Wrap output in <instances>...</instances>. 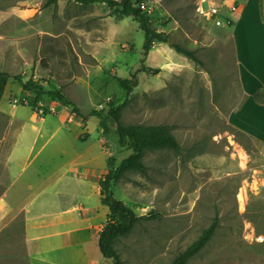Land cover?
<instances>
[{
  "label": "rangeland",
  "instance_id": "1",
  "mask_svg": "<svg viewBox=\"0 0 264 264\" xmlns=\"http://www.w3.org/2000/svg\"><path fill=\"white\" fill-rule=\"evenodd\" d=\"M145 2L149 11L142 16L167 42L143 55L137 22L117 20L118 8L110 2L83 6L57 0L53 6L46 0H0V72L9 77L0 97V197L7 189L11 203L30 200L42 176L77 153L104 171L116 167L131 150L119 145L107 112L122 105L121 126L160 127L179 149L144 150V172L129 171L111 187L113 198L135 217L130 231L111 243L120 264H170L214 218L212 236L187 264H264V144L233 120L247 109L239 76L264 62V0ZM200 7L216 14L207 19ZM216 19L232 24L222 29ZM171 45L191 52L196 61ZM133 78L136 86L125 92L118 79ZM26 83L40 90H25ZM55 92L71 102L58 107L56 116L44 122L15 118L30 111L12 108L13 96L51 99ZM67 110L81 118L62 122ZM93 113L107 126L104 136ZM41 122L48 129L44 140L56 127L62 130L33 158L44 140L28 151L37 137L31 126ZM77 131L85 144H77ZM94 182L86 197L103 225L107 209ZM91 261L111 263L101 257L96 238L85 241L70 264Z\"/></svg>",
  "mask_w": 264,
  "mask_h": 264
},
{
  "label": "crops",
  "instance_id": "2",
  "mask_svg": "<svg viewBox=\"0 0 264 264\" xmlns=\"http://www.w3.org/2000/svg\"><path fill=\"white\" fill-rule=\"evenodd\" d=\"M242 10L243 7L240 6V19ZM236 63L240 66V61ZM245 75L247 77L239 76V79L247 96L244 103V108L247 109L243 117L233 118L234 125L264 144V101L256 103L253 100L256 91L264 94V62L258 67L256 65L253 73L249 71ZM237 112L241 114V110ZM66 113L59 120L66 121L68 110ZM15 118H33L44 122V118H36L31 113L26 117L18 115ZM43 122L37 127L31 126L37 132V137L29 141L28 151L35 149L38 141L44 140L48 129ZM61 130V125L53 129L33 158L39 156L51 137ZM79 133L77 131L75 135L77 144H85L86 142L79 140ZM77 149L80 150L78 147ZM102 167L77 153L68 163L63 162L58 170L43 175V181L30 200L11 203L6 199L5 189L0 197V264H70L85 241L97 240L104 224L97 222L98 208L88 204L86 188L93 189L95 181L94 190L99 201L98 182L104 171L102 169H105Z\"/></svg>",
  "mask_w": 264,
  "mask_h": 264
},
{
  "label": "trees",
  "instance_id": "3",
  "mask_svg": "<svg viewBox=\"0 0 264 264\" xmlns=\"http://www.w3.org/2000/svg\"><path fill=\"white\" fill-rule=\"evenodd\" d=\"M57 0H46V5L56 4ZM79 5L88 6L96 3L110 2L111 7L118 8V11L114 13V17L120 20L122 17H132L138 24L140 30L143 32L144 43L142 45L143 55L149 52L154 44L166 43V39L149 28V23L146 18L142 16L141 12L136 6L139 0L131 2L130 0H122L116 4L115 0H72ZM229 25L232 24L228 20ZM171 48L178 54H181L192 61H196L191 52H187L176 45H171ZM141 71L144 73H151L155 75L156 70H152L147 67H142ZM9 77L0 72V97L4 90L5 84ZM19 80V78H16ZM119 85L125 92H130L131 88L136 86V81L133 79H118ZM31 88L32 90L39 91V86L36 84L26 83L23 84V89ZM39 89V90H38ZM52 100L57 101L61 105H71L69 99L62 94L55 92L50 93ZM36 99H40L36 97ZM253 100H257L258 103L264 101V94L261 91H256L253 94ZM122 105L108 109V116L111 120L112 127L118 137V143L120 146L126 145L131 154L125 157L120 163L112 168H108L101 174L98 182L99 188V203L101 206L107 209L106 221L97 235V247L101 257L105 260H110V264H120L119 258L116 252L111 247V243L118 237L126 235L135 220L132 211L123 206L119 201L115 200L111 193V187L115 184L125 173L129 171H135L143 173L145 170L144 165L141 162L142 154L144 150H159L167 149L173 152H177L179 147L174 137L165 132L160 127H123L119 123V115ZM77 119L81 116L75 112ZM92 117L98 118V126L102 130V136L107 132V126L105 122L100 118L98 113H93ZM217 226V219L214 218L210 225L204 229L199 237L190 244L184 251L178 254L170 264H187L188 260L196 255L209 241L215 228Z\"/></svg>",
  "mask_w": 264,
  "mask_h": 264
},
{
  "label": "built area",
  "instance_id": "4",
  "mask_svg": "<svg viewBox=\"0 0 264 264\" xmlns=\"http://www.w3.org/2000/svg\"><path fill=\"white\" fill-rule=\"evenodd\" d=\"M138 9L141 12L148 13V5L145 0H139L136 4ZM229 11L231 13H235L236 9L233 6H229ZM198 11L207 17V19H210L214 14H216V10L214 8H210L208 10H203L202 7L198 9ZM218 26H220L222 29H226V27L229 25V22H223L220 24V22L216 19L214 20ZM31 80L35 81V77L32 76ZM10 105L12 108H16L17 106L21 107H27L30 111V113L35 116L36 118H45L47 116H56L58 107H62L66 109L65 106L61 105L55 100L52 99H46V98H40L36 99V97H31L27 95H19V96H13L10 100ZM75 116L74 114L68 113L67 122H72L74 120Z\"/></svg>",
  "mask_w": 264,
  "mask_h": 264
}]
</instances>
